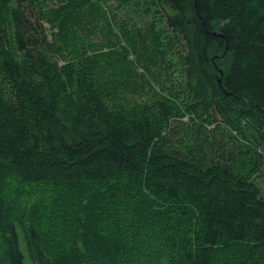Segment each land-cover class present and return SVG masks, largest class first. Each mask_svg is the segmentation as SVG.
<instances>
[{
	"label": "trees",
	"instance_id": "obj_1",
	"mask_svg": "<svg viewBox=\"0 0 264 264\" xmlns=\"http://www.w3.org/2000/svg\"><path fill=\"white\" fill-rule=\"evenodd\" d=\"M135 1L185 42L201 123L151 84L161 32L141 53L97 13L104 46L75 0H0V264H264V0ZM36 185L44 220L10 216Z\"/></svg>",
	"mask_w": 264,
	"mask_h": 264
},
{
	"label": "rangeland",
	"instance_id": "obj_2",
	"mask_svg": "<svg viewBox=\"0 0 264 264\" xmlns=\"http://www.w3.org/2000/svg\"><path fill=\"white\" fill-rule=\"evenodd\" d=\"M75 2L76 4L83 5L82 12L85 18H87L83 21L84 30L81 32L84 40H90L91 42L104 46L108 44L109 37H111L108 32V27L97 16V13H99V16H102V12L106 14L105 22L112 24L115 35H119L125 29H131L140 33L142 43L138 49H141V53L145 52L146 48L151 50V34L153 32H161L163 36L160 43L164 52V59L160 60L157 68L153 69L156 76L154 80L152 78L150 79L151 84L156 92H162L167 96L173 97L181 104L183 111L187 114L183 118L184 123L190 124L191 119L199 122L203 119L201 114L193 112L192 103L186 91V76L182 72L184 56L187 54L185 42L178 41L171 49L169 42L170 39L174 38V34L166 27L161 13L156 8L136 4L135 0H75ZM94 4H98L101 8L96 7ZM46 28L49 33L52 32L49 25L46 24ZM130 57L135 58L133 54ZM16 58L18 57L16 56ZM139 72L142 73L143 69L140 68ZM150 99L151 96L149 94L143 93L142 95H137L129 93L123 95L121 104L125 105V108L131 109L135 105L150 102ZM243 141H245V138H243ZM245 143L248 142L245 141ZM241 149H245L244 145L241 146ZM262 182L264 187V180ZM43 187L39 191L37 185L33 187L34 191H38L37 198L35 195L33 197L24 196L18 200V207L12 208L10 205L9 215L17 216L23 214L22 218L26 222L43 221L45 212H48V209L43 208L41 203L40 207L37 204L40 196L43 198L44 195L48 196L50 193L49 188ZM9 193V203L13 204L16 202L17 196L13 191H9ZM190 238H195V234H191Z\"/></svg>",
	"mask_w": 264,
	"mask_h": 264
}]
</instances>
